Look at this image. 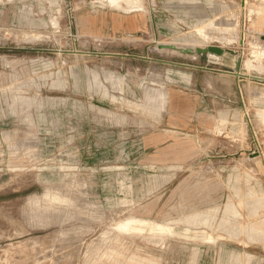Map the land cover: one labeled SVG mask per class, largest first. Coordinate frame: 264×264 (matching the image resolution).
Wrapping results in <instances>:
<instances>
[{
  "label": "rangeland",
  "instance_id": "1",
  "mask_svg": "<svg viewBox=\"0 0 264 264\" xmlns=\"http://www.w3.org/2000/svg\"><path fill=\"white\" fill-rule=\"evenodd\" d=\"M131 1L0 0V264H264V0Z\"/></svg>",
  "mask_w": 264,
  "mask_h": 264
},
{
  "label": "bare ground",
  "instance_id": "2",
  "mask_svg": "<svg viewBox=\"0 0 264 264\" xmlns=\"http://www.w3.org/2000/svg\"><path fill=\"white\" fill-rule=\"evenodd\" d=\"M121 2H127V3H132L131 0H112V4L117 7L119 10H122V11H125V12H130L131 11V8L130 9H120V3ZM202 32V30H201ZM207 38V37H205ZM215 55V54H213ZM217 56V55H216ZM237 64V63H236ZM235 64V65H236ZM137 221L135 220H129L127 223L123 224V225H120L119 226V229L124 231V232H132L134 230H138L137 227H135V225L137 226ZM161 230H163L162 228H160ZM164 231V230H163Z\"/></svg>",
  "mask_w": 264,
  "mask_h": 264
},
{
  "label": "water",
  "instance_id": "3",
  "mask_svg": "<svg viewBox=\"0 0 264 264\" xmlns=\"http://www.w3.org/2000/svg\"><path fill=\"white\" fill-rule=\"evenodd\" d=\"M198 53L215 54L218 57H221L222 55L225 54L224 50L221 49L220 47H208V49L198 50ZM241 67H242V62L240 61L239 64H238V67L236 69L237 72L234 73V74L231 73V75H234L237 79L243 77V75L240 73ZM193 68H195V67H193ZM199 69H202V68H199ZM256 79L264 82V78H256Z\"/></svg>",
  "mask_w": 264,
  "mask_h": 264
}]
</instances>
